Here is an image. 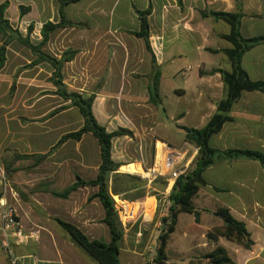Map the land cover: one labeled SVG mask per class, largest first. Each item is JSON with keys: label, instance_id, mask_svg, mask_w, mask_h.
Segmentation results:
<instances>
[{"label": "crops", "instance_id": "0c3cea01", "mask_svg": "<svg viewBox=\"0 0 264 264\" xmlns=\"http://www.w3.org/2000/svg\"><path fill=\"white\" fill-rule=\"evenodd\" d=\"M239 3L243 9L242 37L263 36L264 0H82L64 9L66 22L77 26L57 30L50 36L45 50L58 59L68 50L77 51L75 58L65 64L64 83L80 94L95 96L93 114L109 133L119 129L141 133L145 154L142 153L140 160L125 162L132 165L149 162L152 156L147 155L146 146L154 149L159 160L165 152L161 143L164 142L178 153L182 149L178 164L187 159L185 166H188L196 159L198 150L185 140L182 145L174 146L158 135V128L170 124L185 137L184 128L202 129L218 112V104L227 93L222 75L215 71H231V61L224 51L233 45L223 38L230 34V25L209 13H234ZM3 4L8 5L5 19L21 35L26 37L29 26L34 27L33 40H42L45 24L61 22L57 0H0V6ZM149 8L152 10L148 17L150 50L135 35L141 30L138 12ZM5 39L0 33V46ZM15 43L16 40L7 48L14 55H7L8 61L0 72V203L17 208L21 234L25 237L19 240L15 233L11 234V249L17 264H98L57 222L61 219L72 223L90 239L110 243V230L102 222L105 210L100 201L86 199L82 210L74 203L75 197L88 187L79 188L68 199L53 195L76 183L78 178H85L78 174L75 182L63 186L60 150L47 160L52 169L47 173L27 171L29 166L25 168L24 161L16 159L17 155L47 154L64 135L60 119L64 112L55 114L53 126L49 125L51 119L43 127H36V132L22 124L33 100L43 102L39 109L41 116L62 107L63 100L47 82L53 73L47 64L39 68L38 74L33 73L34 69L18 75L17 71H4L11 62L18 69L21 60H27L21 49L14 47ZM242 66L252 81H264V43L243 55ZM42 73L47 79L38 77ZM157 76L159 101L155 103L152 89ZM13 86L15 89L11 90ZM227 115L229 120L212 136L210 146L221 152L249 150L264 154V93L243 91ZM48 134L52 138L50 142ZM113 149L112 145L114 159ZM87 150H78L73 156L72 162L78 168L87 166L86 159L94 151L89 147ZM81 157L85 160H80ZM127 170L135 172L133 168ZM203 178L206 184L200 186L193 198L200 220L194 214H179L166 246L164 264H211L207 256L218 248L226 251L232 264H264V166L257 160L220 158L205 170ZM10 188L17 197L11 195ZM166 194L164 206L169 214L172 205L169 189ZM149 202L154 203L148 214ZM138 203L142 220H153L158 211L157 199L147 197ZM220 209H227L236 221L245 225L253 242L251 248L223 236L216 241L208 238L209 233L225 227L223 220L215 215ZM2 211L0 205V264H11L2 249ZM137 219L128 225H134ZM122 253L131 256L126 264H134L136 258L142 259L141 264L148 263L145 254L138 251L137 243L126 234L121 242L120 261Z\"/></svg>", "mask_w": 264, "mask_h": 264}, {"label": "trees", "instance_id": "16d2710c", "mask_svg": "<svg viewBox=\"0 0 264 264\" xmlns=\"http://www.w3.org/2000/svg\"><path fill=\"white\" fill-rule=\"evenodd\" d=\"M60 5L61 22L59 24L47 23L44 25L41 31L42 40L38 45H33L30 42L29 36L33 31V26L28 28V36L22 37L18 29H13L10 22L5 19V10L7 4L0 6V33L3 34L6 39L3 45L0 46V71L4 69L7 61V47L10 46L15 40L19 41L24 46L30 48L38 56L37 64L47 62L53 68V86L57 89L56 95L66 101H71L72 106L79 109L83 119L84 126L77 132L70 133L62 137L55 148L60 147L68 140L81 141L86 134H92L100 146L101 164L99 167L98 175L96 179L85 181L78 178L77 182L66 188L61 192H53V195L61 198L68 199L70 195L77 191L79 188L97 187L98 192L94 194L90 200L98 199L105 210V218L103 223L106 224L110 230L111 241L109 244L103 243L99 240L90 239L80 228L72 223L66 222L61 219H57L58 224L62 229L70 236L71 240L92 260L98 264H121L120 251L121 242L124 239V230L120 221L116 204L113 197L119 195L118 187L114 185V196L110 195L109 180L113 173L119 171L122 167L121 164L116 163L112 158V144L113 140L117 137L132 135L131 131L121 130L113 133H109L105 127L101 126L93 114V104L95 102V96L92 95L85 98L82 94L76 92H68V88L64 85L63 79V67L66 63L71 62L77 55L76 51H68L58 59L52 57L43 52V48L50 40V36L59 29L69 28L77 26L71 22H66L64 17V9L66 6L78 3L82 0H57ZM23 8L21 9V16L23 15ZM152 10L149 8L145 11L138 12L141 30L135 35L142 38L147 48L150 50V27L148 17L151 15ZM209 16L216 20H224L231 27L229 35L223 36L224 39L232 43L233 48L225 50V55L229 58L232 64L231 71L218 70L215 73L222 75L223 82L226 89V98L218 104V112L211 118L208 124L202 129H190L184 128L185 141L193 145L198 150V155L194 160V168L190 169L187 173L180 176L173 187V191L170 195V201L172 205L169 209V215L164 220L166 228L159 237V246L157 248L156 258L152 263L146 264H164L167 260L166 246L170 235L175 231V226L178 221L179 214L190 213L194 214L197 221L200 220V212L193 205V198L199 191L201 185H205L206 182L203 178V173L207 168L212 166L218 159L224 158L229 160L246 158L251 160H257L264 166V154L249 150H230V151H218L210 146L209 142L213 135L219 133L223 128V125L229 120L228 113L231 111L234 103L240 98L243 91H258L264 93V81H252L242 66L243 55L255 48L256 46L264 43V35L260 37L245 39L240 32L241 20L243 18V9L241 3L237 5V12L234 13H221L211 12ZM8 34L10 35L8 37ZM12 36H16L15 39ZM158 76L153 84L152 101L158 103ZM58 111H55L57 114ZM27 155H17V160H26ZM47 155L38 157L39 161H44ZM9 173V170L7 171ZM215 215L220 217L225 227L223 230H216L213 233L208 234V238L212 241H216L219 236H223L228 240H232L251 248L253 242L251 236L248 233L245 225L236 221L227 209L218 210ZM207 258L211 264H232V261L227 256L224 249L218 248L214 252L210 253Z\"/></svg>", "mask_w": 264, "mask_h": 264}, {"label": "rangeland", "instance_id": "374dc122", "mask_svg": "<svg viewBox=\"0 0 264 264\" xmlns=\"http://www.w3.org/2000/svg\"><path fill=\"white\" fill-rule=\"evenodd\" d=\"M32 33H33V31H32ZM27 36H28V34H27ZM12 37H14L15 39L17 38L16 36H12ZM22 37H24V36L22 35ZM26 37H24V38H26ZM29 39H30V42L35 46L41 42V41H37L35 39L34 40L31 39V35L29 36ZM16 42L17 43L13 44L14 47L17 50L21 49L22 56H25V58L30 63H27V60L23 59V60H21L22 66L20 68L16 69L13 67L14 63L11 62V65H8L4 71H6L7 73L17 71V75H18V74H22L24 71L34 69L33 73L38 74L39 68L43 65L45 66L46 64H47L46 66H48L53 71V68L47 62H43L41 64L36 65V61L39 59L38 56L34 52H32V50L30 48L24 46L23 44H21L17 40H16ZM68 51H74V50H68ZM68 51H66V52H68ZM43 52L47 55L54 57L52 54L46 52L45 47L43 48ZM10 54H13V53L8 51V49H7V55L10 56ZM7 61H8V57H7ZM7 61H6V63H7ZM35 67H36V69H35ZM64 67H65V65H64ZM64 67H63V69H64ZM62 73H63V70H62ZM38 77H43V78L45 77L46 78L47 76L44 73H42L41 75H38ZM52 77H53V73H52V76L50 77V79L47 80V82H49L51 87L56 89L53 86V83L51 80V79H53ZM63 79H64V76H63ZM79 80L82 82V81H86L87 79H78L77 81H79ZM64 81H65V79H64ZM64 85L66 86V88H68L69 93H71V92L79 93L77 91L71 90L65 83H64ZM14 89H15V87L13 86V88L11 90H14ZM55 93L56 92H54V94ZM57 96H59V95H57ZM83 96L85 98H88L92 95L84 94ZM62 100H63V106L58 108L56 111H58V113L64 112L62 118H60V119H62V122L64 124V135H63V137H64L67 134L79 131L84 126V119H83L79 109L72 106L71 101H66L63 98H62ZM58 102H59V99H58ZM42 103L43 102L39 103L38 101L33 100L31 102L32 108L29 111L30 113L28 114V116L26 115L23 118V121H21L23 125L29 126L28 129L31 130V132H33V131L36 132L38 130L36 127H40V126L43 127V123H46V121H49L51 119H52V122H50L49 125L53 126L55 124V120H53V118L55 117L54 111L52 113L48 114L47 116H41L39 114V112L42 111V110H39ZM50 103H51V100L49 99L48 104H50ZM161 115H162L161 117L165 119L163 112H161ZM57 122L59 123V121H57ZM121 130L122 129H119L117 131H121ZM47 131H48V129H47ZM117 131H114V132H117ZM111 133H113V132H111ZM158 135L163 137L164 140H168L174 146L182 145L184 143V140H185L184 134L182 132L177 131L175 129V127L170 125V124H168L167 127H164L163 125H161L158 128ZM140 136H141V133L132 132L131 136L125 135V136L117 137L113 140L112 145L114 147L113 152H114V159H115V160L114 159L113 160L116 162V159H117L116 163L121 164L122 167L119 169V171H117L116 173H113L110 176L109 191H110V195L113 197L114 196V193H113L114 187L113 186L116 185L118 187L119 192H120L119 195H116L113 197V200L116 204V209L118 211L120 221L121 220L123 221L122 227L124 230V236L126 234L129 240H132L134 243H137L138 251L145 254V259H146L145 261L152 263L153 260L156 258L157 248L159 246V237L164 232V230L166 228L167 223L164 222L165 221L164 219L166 217H168V215H169L168 212L166 211L165 206H164L166 201H167L166 192L169 189V195H171L176 181H171L169 179L168 174H167L171 169L170 168L171 167L170 162H167L168 168H166V162H165V165H163V162H160L158 160V156L154 153V149L153 148L151 149L148 146H146L147 155L152 156V159H150L149 162L144 163V164H136L135 163V165H132V164L125 162V160H132L134 162L136 160L141 159L142 153L145 150H144V147L142 149V145L144 143L141 145L142 139ZM51 139H52L51 136L48 134L47 135V141L50 142ZM81 141L78 142L75 140H68L58 148L57 147L55 148V146H56L55 145L51 149H48L47 154H45V155H47V158L44 161L38 160V157H43L44 155H27L30 157H28L26 160H23L24 161L23 162L24 167L26 168L29 166V168H26L27 171L33 170V171H37L39 173H47V172L52 170L50 168V163L47 162V160H49L51 157H53L60 150V155L62 157L63 165L59 169V172H61L63 175L61 183L63 184L64 187L71 185L73 182H75V179L78 176V174H79V176H83L85 178V181L94 180V179H96V177L98 175L99 167L101 164L100 150H98L100 148V146L98 144V141L96 140V138L92 134H89L88 136H86L84 141H82V142ZM161 143L164 144L165 153L166 154H168V153L174 154V155L178 156L177 161H179V158L181 155L180 152H184V151L181 149L180 152L178 153L177 151H173V149H171L168 146V144H166L164 142H161ZM88 147H89L90 151L92 150V148L94 151L89 156V160L86 159L87 166L84 167V165H81L80 168H78L72 162L73 156L75 157L78 150H80L81 152L85 151V150L88 151L87 150ZM143 154H145V153H143ZM190 155L191 154H189L188 157H190ZM80 160L84 161L85 159L83 160V158L81 157ZM167 160H168V158H167ZM186 162H187V159L184 163H180V164H178V162H177V164L175 163L176 165H174L172 170H178L179 169L181 171H184V174L187 173L190 169L194 168V161L188 166H185ZM158 164H159V166H157ZM127 168H130V169L133 168L135 170V172L131 173L127 170ZM154 169L159 170V175L156 178H154L153 176H149V174H148L150 170H154ZM169 186H170V188H169ZM97 191H98L97 187H94V188L88 187L87 190L84 189L82 192H80L75 197L74 203H76V204L78 203L80 205L81 210L84 209V207L86 205L85 200L90 199L94 194L97 193ZM147 197H155L157 199V202H158L157 214L153 218V220H151V221L150 220L149 221H143L142 218L140 217L141 213H143V212L140 211V204L138 203V201L146 200ZM90 201H92V200H90ZM153 203L154 202H152V203L149 202L147 204L148 208H149V210L147 211L148 214L150 213V209L153 207ZM125 210H126V213H125ZM162 214H164V215H162ZM136 215H137V217H136ZM147 218L149 219V216H147ZM134 219H137L136 223L132 226H129L128 224L132 223ZM178 235L179 234H177L176 236H178ZM128 257H131V256L129 254H125V253L121 254L122 264H126V259ZM134 260H135L134 264H141V262H142V259H140V258H136Z\"/></svg>", "mask_w": 264, "mask_h": 264}, {"label": "built area", "instance_id": "2783aa9c", "mask_svg": "<svg viewBox=\"0 0 264 264\" xmlns=\"http://www.w3.org/2000/svg\"><path fill=\"white\" fill-rule=\"evenodd\" d=\"M177 159H178V156L174 154H169V158L167 162H170L171 169L167 174L171 181H176L180 176L184 174V171H181L179 169L172 170L174 165H176L178 162ZM148 174L149 176H153L154 178H156L159 175V170H156V169L150 170ZM5 182H7L6 179H5ZM10 193L13 197H17V194L12 188H10ZM4 194L6 193L4 192ZM0 205L3 208V211L1 213V222L3 225V231H4L2 249H3V252L9 256L10 263L17 264L18 260L15 257L13 250L11 249L9 237L11 234L15 233L19 237V240L21 237L25 238L21 234L22 228L19 222L18 210L15 206L9 205L8 203L3 202V201H1ZM125 213H126V210H125Z\"/></svg>", "mask_w": 264, "mask_h": 264}, {"label": "bare ground", "instance_id": "6f19581e", "mask_svg": "<svg viewBox=\"0 0 264 264\" xmlns=\"http://www.w3.org/2000/svg\"><path fill=\"white\" fill-rule=\"evenodd\" d=\"M168 153V152H167ZM167 158H169V153L166 154L165 152L163 153V155L161 156V158L159 159L160 162H163V165H165V162H167ZM159 166V164L157 165ZM162 167V166H161Z\"/></svg>", "mask_w": 264, "mask_h": 264}]
</instances>
